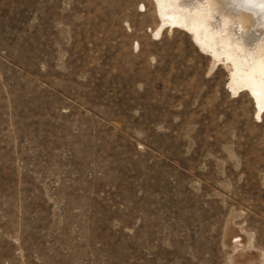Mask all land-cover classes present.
Masks as SVG:
<instances>
[{
	"label": "rangeland",
	"instance_id": "rangeland-1",
	"mask_svg": "<svg viewBox=\"0 0 264 264\" xmlns=\"http://www.w3.org/2000/svg\"><path fill=\"white\" fill-rule=\"evenodd\" d=\"M257 101L157 0H0V264H264Z\"/></svg>",
	"mask_w": 264,
	"mask_h": 264
},
{
	"label": "bare ground",
	"instance_id": "bare-ground-1",
	"mask_svg": "<svg viewBox=\"0 0 264 264\" xmlns=\"http://www.w3.org/2000/svg\"><path fill=\"white\" fill-rule=\"evenodd\" d=\"M157 3L168 23L173 20L189 29L215 59L227 60L234 88L248 87L261 106L264 102V30H260L259 37L253 36L255 31L242 36L244 31L238 28L246 23L249 15L245 16L238 8L252 6L263 11L264 3L260 0H157ZM260 19L264 23V16Z\"/></svg>",
	"mask_w": 264,
	"mask_h": 264
},
{
	"label": "snow or ice",
	"instance_id": "snow-or-ice-1",
	"mask_svg": "<svg viewBox=\"0 0 264 264\" xmlns=\"http://www.w3.org/2000/svg\"><path fill=\"white\" fill-rule=\"evenodd\" d=\"M260 2L264 3V0H260Z\"/></svg>",
	"mask_w": 264,
	"mask_h": 264
}]
</instances>
